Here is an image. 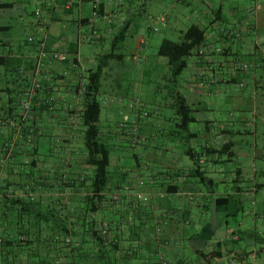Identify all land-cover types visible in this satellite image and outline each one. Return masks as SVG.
<instances>
[{
  "label": "crops",
  "instance_id": "crops-1",
  "mask_svg": "<svg viewBox=\"0 0 264 264\" xmlns=\"http://www.w3.org/2000/svg\"><path fill=\"white\" fill-rule=\"evenodd\" d=\"M154 1L170 2L172 7L151 15L149 8ZM202 1L205 9L200 7ZM204 1L0 0V21L15 16L16 21L31 29L32 36L46 41L49 53L70 57L65 63L48 64L46 71L52 80L27 111L24 103L29 84L19 69H32L37 49L28 38L19 41L20 27L0 25V58L5 59L0 63V187L4 195L36 203L35 211H23L20 217L17 215L22 205L12 206L0 196V237L8 239L0 243V264H47L53 259L57 264H264V144L248 145V150L254 151L245 153V144L237 141V137L250 133L245 130L250 125L254 124V135L264 128V43L255 44L257 57L252 54L259 68L256 74L252 72L253 91L247 98L230 95L232 100L253 102L255 121L251 122L242 111L224 128L217 122L218 105L212 101L214 95L218 96L214 86L237 85L243 75L237 67L240 55L232 39L240 38L239 33L243 36L245 27L248 33L264 37V2L252 0L251 14L256 17L245 26L242 21L246 12L237 13L233 1ZM97 2L103 9L99 17L93 15ZM182 5L194 12L184 16L186 23L179 30L181 40L190 26L198 25L206 32V43L194 55L199 65L183 77L184 84L179 83L178 90L170 91L176 93L168 107L176 117L175 129L179 132L173 130L170 142L158 144L154 139L162 123L159 117L163 107L146 119L136 116L131 103L140 99L150 105L144 97V83L160 77V70L171 76L167 61L158 55L168 38L154 50L153 30L161 15L166 16V30L173 27V22L174 26L182 23L178 15ZM133 11L145 22L134 31L128 18ZM124 30L126 40L116 47L122 60L109 63L103 74L105 86L102 83L107 102H102L106 120L101 119V127L105 141L114 139L109 147L119 152L116 161H111L104 200L97 213L93 217L87 214L84 221L80 215L85 214L89 191L80 188L79 177L90 172L83 129L71 128L70 113L81 105L77 87L98 64L102 55L97 52L110 47L106 54L111 53L114 39ZM139 52L141 61L136 62L133 55ZM128 59L130 64H126ZM137 88L139 97L135 99ZM188 88H192L190 96H199L202 102L210 100L211 108L202 107V102L198 109L192 108L190 96L184 94ZM178 95L192 108V124H198V130L192 132L191 125L183 129L176 107ZM49 103L54 110H50ZM213 114L216 120H212ZM29 132L37 136L32 145L25 138ZM52 132L55 138L67 134L69 141L55 142ZM136 137L138 143L131 150ZM198 140L201 145L196 151L193 142ZM191 150L200 156L198 165L187 155ZM8 152L12 153L9 160ZM196 169L205 173L206 182L196 176ZM246 178L253 180L245 191L238 185ZM230 183H234L232 192H228ZM244 195L250 202L255 198L251 211L245 210ZM82 225L89 230L95 228L101 239L84 237L79 241L73 236L74 246L65 249L58 232L65 228L74 232ZM251 225L258 228L261 239L249 232ZM246 237L257 241V245L253 242L247 251L243 246L225 250L229 238L236 244Z\"/></svg>",
  "mask_w": 264,
  "mask_h": 264
},
{
  "label": "trees",
  "instance_id": "trees-1",
  "mask_svg": "<svg viewBox=\"0 0 264 264\" xmlns=\"http://www.w3.org/2000/svg\"><path fill=\"white\" fill-rule=\"evenodd\" d=\"M0 8L2 7L0 6ZM102 11L103 9L101 6L100 12L102 13ZM2 29L4 30V28ZM127 30H124L118 37L114 39L111 53L99 57L98 64L95 66L94 69L89 71L88 76L85 77L87 82L85 91L81 96L82 106H78L79 108L77 107V109L71 111L70 113L71 124H72L71 128L77 130L80 126L83 129L82 142L84 146V154L86 156V165L88 166L87 168L89 169L90 172V173L86 172V174H82L79 177L80 188L89 191L88 195L85 198L86 200L84 203L85 214L83 215V217L82 215H80L81 219H83L84 221H86L85 216L87 214L89 217H93V215L97 213L99 204L104 200V194L109 188L112 149L107 144V141H105L104 132L101 127L102 98L100 96L102 91V78L105 68L109 65L111 61L122 60V55L120 56L116 54L117 51L116 47L118 45H122L123 42L126 40ZM205 33H206L205 30L200 28L198 25H192L184 33L182 40L180 42H173L168 39L163 41V43L159 48L158 55L167 60L172 79L177 80L183 74V72L188 68V60L191 57H193L195 53L199 51V48H201L206 43ZM31 38H36V40L31 41L30 40ZM31 38L28 39V43L32 44V46L35 49H37V56H38L39 45L41 43L42 38L37 36H33ZM36 58L37 57H35L34 65L31 70H27L24 66H22L19 69L20 73L27 78L29 84L25 93L26 95L25 103L27 102V100H29L28 93L32 86L31 81H32L33 71L35 68V63L37 62ZM4 61H5L4 58H0V63H4ZM68 61L69 58L67 57V60L61 63H65ZM46 68L44 74H47L50 77V79L46 80L44 77L40 79L41 89L37 91L36 96L34 97V99H32L31 108L38 95L48 87L46 85L49 84L52 80L51 74L46 71ZM80 86L81 85L79 84L77 87L78 94H79ZM176 107L181 117V123L183 125V129L188 130L189 126L194 121L192 115L193 112L192 108L188 105L186 99L182 95H178L176 97ZM49 108L50 110H54V105H51V103H49ZM145 109L150 111L149 109L146 108V106ZM151 115L152 112L150 111V116ZM144 118L147 119L148 117H144ZM31 136H32V140H31ZM59 136L60 138L57 140V142L69 141L66 139L67 134L59 135ZM25 138H26V142L32 145L35 143L37 136L35 133L29 132L25 135ZM206 151L207 154H209V150ZM32 152L34 153L33 150ZM222 152L225 153V151ZM203 153L205 154V151ZM7 154L9 160L12 153L8 152ZM187 155L194 162L195 165H198L200 156L195 150L189 151ZM196 176L199 177L203 182H206L207 180V178L205 177V173H201L199 169H196ZM2 191L3 190L0 187V196H2V200H4L5 203L12 202V206L22 205L23 208L21 210V214L17 216L23 217L24 212L31 213L35 211L36 203L33 202L32 200L29 201L25 198L24 199L15 198L14 195H12L13 197H10L6 195V193L4 195ZM4 216H7L6 213ZM27 218H29V216L26 217V220ZM42 230L43 229H40V231ZM58 236L61 243L65 245L64 248L67 250L74 246L75 240L73 236L78 237L79 241L84 239V237H89V238L93 237L98 240H100L102 237V235L99 236V232L95 228L89 230L85 228V225H82L81 229L76 230L74 232H72L70 229L65 228L64 230L58 232ZM6 240H8L6 236H4L3 238L0 237V243L5 244ZM101 247H103V243ZM56 262H57L56 259H53V260H48L46 263L57 264Z\"/></svg>",
  "mask_w": 264,
  "mask_h": 264
},
{
  "label": "rangeland",
  "instance_id": "rangeland-1",
  "mask_svg": "<svg viewBox=\"0 0 264 264\" xmlns=\"http://www.w3.org/2000/svg\"><path fill=\"white\" fill-rule=\"evenodd\" d=\"M211 0H206L204 2H209ZM233 1V6L236 9L237 13H241L242 11L245 10L246 12V17L243 16L244 20L242 22L244 24L242 25H250L251 23H253V20L255 19V15H252L251 13H254V11H251L252 9H254L252 6L254 1L252 0H231ZM262 2H264V0H261ZM203 1L200 3V7L203 8L204 4H202ZM252 3V4H251ZM172 7L170 2H155L152 3V6L149 8V12L151 15H155L157 16L159 14V12H166L168 9H170ZM190 6H186V5H182L178 8V15L181 18L182 23H179V25H175V22L172 23V28L170 30H166V27H163L162 24L159 22L157 24L156 27L157 30H153V34L155 35L154 37V42L152 47L154 48V50H156L157 45L164 39V38H168L171 39L175 42H180L181 41V33L179 32V30L181 28H183V24H185L186 22H184V16L186 14V12H194L192 11L193 9L189 8ZM205 9V8H203ZM229 9V8H228ZM30 12L34 11V7L29 8ZM31 15V14H30ZM128 18L132 20V30L134 31L136 28L140 29V27L143 26L144 19L142 16H138L136 14L135 11H133V13H131L130 15H128ZM31 19H34L33 16H31ZM0 25L1 26H5V25H9V26H13L15 28L20 27V36H19V41L24 42L27 38L29 39V37H33V33L31 31V29H29L28 27H24L23 24L21 22L16 21L15 16L13 17V19L10 18H5L3 20L0 21ZM137 26V27H136ZM181 27V28H180ZM156 31V32H155ZM245 32L242 33L243 36H241V33H239V37L237 39H232V42L236 44L237 46V50L239 51V55H240V59H238V63L239 66H237L243 73V75L241 76V78H239V82L237 83V85H224L221 86L220 84H217L216 86H214V94H218V96H213L212 97V101L214 103H216L218 105V111H216L217 113V122H220L224 128H226L227 125H224L225 123H229L231 120L233 119H237L239 118L241 112L243 111L245 113V115L249 118V120H251V122L255 121V117H254V113H253V102L250 100H243V101H238V100H232L231 99V94L239 96L240 98L243 97V95L247 98L249 96V94H251V92L253 91L254 88V83L252 81V72H254L256 74L257 70H259V68L257 67V63H255V53L256 50L254 48L255 44L258 42L259 44L264 43V39L261 41L262 36H257L256 33L252 32V33H248V31H246V27H245ZM90 34V33H89ZM30 37V38H31ZM236 41H238L236 43ZM234 44V45H235ZM243 46H245L243 48ZM264 46V44L262 45ZM87 47V46H85ZM152 48V49H153ZM263 48V47H262ZM200 49V48H199ZM264 50V48H263ZM106 51V52H105ZM105 51L100 50V52H97V55H103L106 54L108 51H110V47H108ZM126 51V50H125ZM124 51V52H125ZM104 52V53H103ZM123 52V50H122ZM64 54V53H63ZM252 54L254 55V57L252 56ZM66 55V54H65ZM37 57V55H36ZM68 57V55H67ZM257 57V56H256ZM70 58V57H69ZM254 58V59H253ZM261 59V58H260ZM70 60V59H69ZM163 62L167 61L166 59L162 58L161 59ZM201 60V59H200ZM130 62V59L127 60L126 64H128ZM189 65H188V69H186L184 71V73L182 74V78L180 77V79H178V83L174 82V79L171 78V76H169L167 73H165L164 70H160L159 74L160 77H158L157 79H154V81L150 82V83H144L143 87L145 89V91L147 92L144 97L148 100L150 105H146V103L142 100H140L147 109H149L152 112V115L148 118H151L153 116V114H155V112H157V110H159V106L163 107V112L162 115H160L159 119L162 120V123L159 124V128L156 132L155 135V142L156 143H168L170 142V139H172V134L174 133L173 130L178 131L175 129V123L176 121V117L174 116L172 110L168 107V104L170 102L173 101L172 96L175 95L174 93H171L170 91H175L178 90L180 88L179 83L181 85L184 84V80L183 77L184 76H188L192 74L193 71V67H195L199 60L196 58V56L191 57L189 60ZM255 63V64H254ZM130 64V63H129ZM262 62L260 64H258V66H261ZM199 65V64H198ZM169 67V65H168ZM198 73V72H197ZM164 75H167V77H164ZM105 79L103 78V86H105L104 84ZM129 88V86L126 88V90ZM211 88H209L210 90ZM223 89L224 92H221V90ZM192 90V88H188V90H184V94H186L187 96H190V91ZM105 90L103 89V91L101 92V98L102 100H106L104 99V92ZM137 93L134 95L136 96V98L139 97V88H137ZM221 95V96H219ZM190 101L189 104L192 108L198 109L200 106V103L202 102V100L200 99L199 96H195L192 95L189 97ZM138 101V100H136ZM135 100L131 103H135ZM211 102L209 101H203L202 102V107H208L211 108ZM156 117H158L156 115ZM147 118V119H148ZM101 119L103 121L106 120V113H105V108L102 106V115H101ZM120 120V119H118ZM212 120H216L215 118V114H213L212 116ZM167 127V128H166ZM162 128H165L164 130H162ZM199 126L198 124H191V131L194 132L196 130H198ZM245 130H247L246 135H244L243 137H237V141H241V143L245 144V146L243 147V151L245 153H250L253 152L254 150H248L247 146L248 145H253L255 142H258L259 145H263L264 144V128L261 127L258 130V135H254V131H255V127L254 124L250 125L248 127L245 128ZM179 132V131H178ZM55 134L52 132L51 133V137H53V140L55 142H57V140L60 138L59 135H57V138H55L54 136ZM114 143V139H110L107 141V144L113 145ZM193 148L196 151L200 150V145L201 142L195 141L193 142ZM246 147V148H245ZM114 148V147H113ZM118 152L119 150L117 148L112 149V162L114 163L116 161V156H118ZM238 162V161H237ZM252 178H246L245 181L241 182L238 186H240L242 189H244L245 191L249 188L251 182H252ZM234 183H230V189H228V192H232V190L234 189ZM233 188V189H232ZM224 190H227L226 188ZM243 199H245V210L246 212L251 211V202L254 201L256 202L253 198V200L250 202L251 199H249L248 196L244 195ZM254 222V220H251V223ZM234 225V223H232ZM249 232L251 234L256 233L255 236H257V239H261L263 235H261L259 233L258 228L256 227V229H253L252 225L250 226V230ZM157 235V233H155ZM159 235L160 232H158ZM231 238H229V241L227 244H224V248L227 251L230 250H237V248L240 249V246L247 251L248 247L252 246L255 242L257 245V241L252 240V238H243L240 242L234 244L231 242L230 240ZM249 243H251L249 245ZM224 251V250H223ZM226 251H224L225 253Z\"/></svg>",
  "mask_w": 264,
  "mask_h": 264
},
{
  "label": "built area",
  "instance_id": "built-area-1",
  "mask_svg": "<svg viewBox=\"0 0 264 264\" xmlns=\"http://www.w3.org/2000/svg\"><path fill=\"white\" fill-rule=\"evenodd\" d=\"M253 11V10H251ZM100 14V4L97 2L94 5L93 8V15L95 17H99ZM36 15L40 16L41 12L39 10L36 11ZM159 22L162 24L163 27H167V19L165 15H161V17H159ZM154 30H157L156 27H154ZM31 41H35L36 38H31ZM37 62L35 63V68L33 71V75H32V86L29 90L28 96H29V100H27V102L25 103V108L27 109V111H30L31 108V101L32 99H34V97L37 94V91L41 89V78L44 77L46 80H49L50 77L47 74H44L45 68L47 67L48 64L53 63V62H64L67 60V56L63 53H59V52H54V53H49L46 47V41L44 39H41V43L39 45V54L37 56ZM133 60L136 62H140L141 61V53H136L133 55ZM86 79L82 78L81 82H80V90H79V94L80 96L83 95V92L85 91V87H86ZM103 103H106V100H102ZM82 106V104L80 105ZM131 108H133V110L135 111V114L137 117H149L150 116V111L145 109V105L140 101H136L135 103L132 104ZM31 140H32V136H31ZM138 143V139L137 137L133 139L132 143H131V149L135 148L136 145ZM69 242V241H68Z\"/></svg>",
  "mask_w": 264,
  "mask_h": 264
}]
</instances>
